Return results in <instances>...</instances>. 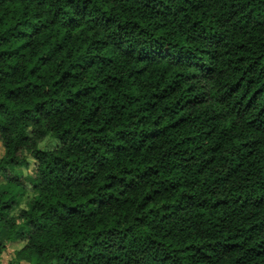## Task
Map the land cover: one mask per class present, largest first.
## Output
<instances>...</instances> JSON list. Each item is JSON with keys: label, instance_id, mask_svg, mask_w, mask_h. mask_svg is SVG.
<instances>
[{"label": "trees", "instance_id": "16d2710c", "mask_svg": "<svg viewBox=\"0 0 264 264\" xmlns=\"http://www.w3.org/2000/svg\"><path fill=\"white\" fill-rule=\"evenodd\" d=\"M0 142V264H264V0H0Z\"/></svg>", "mask_w": 264, "mask_h": 264}, {"label": "rangeland", "instance_id": "374dc122", "mask_svg": "<svg viewBox=\"0 0 264 264\" xmlns=\"http://www.w3.org/2000/svg\"><path fill=\"white\" fill-rule=\"evenodd\" d=\"M58 145L57 139L51 138V137H45L39 144L38 147L41 150H53ZM3 154V147L0 142V157ZM29 163L28 169L23 170V173L30 174L33 171L34 161L32 158L28 157L27 159ZM35 197V194L32 192H27L25 195L17 198V203L10 211V216H18L19 212L22 209L27 208L28 204L31 202V200ZM24 231H26V227L23 228ZM5 234L4 231L0 232V241H4L3 235ZM22 246V243L20 242H6V250L2 255L3 263H6L9 259L13 257V253L15 250L19 249Z\"/></svg>", "mask_w": 264, "mask_h": 264}]
</instances>
